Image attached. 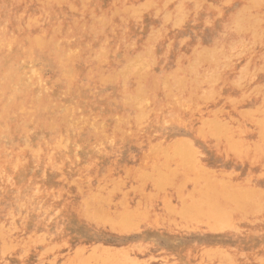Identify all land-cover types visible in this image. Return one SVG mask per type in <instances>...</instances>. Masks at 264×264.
Returning <instances> with one entry per match:
<instances>
[{
    "label": "rangeland",
    "instance_id": "obj_1",
    "mask_svg": "<svg viewBox=\"0 0 264 264\" xmlns=\"http://www.w3.org/2000/svg\"><path fill=\"white\" fill-rule=\"evenodd\" d=\"M0 264H264V0H0Z\"/></svg>",
    "mask_w": 264,
    "mask_h": 264
},
{
    "label": "bare ground",
    "instance_id": "obj_2",
    "mask_svg": "<svg viewBox=\"0 0 264 264\" xmlns=\"http://www.w3.org/2000/svg\"><path fill=\"white\" fill-rule=\"evenodd\" d=\"M254 3H255V2H254ZM244 13H245V11H244ZM242 16H243V15L240 14L239 17L236 18V21H235L236 25L239 26V24L241 23V19H244V17H242ZM246 19H247V16H246V18H245L244 20H246ZM204 174H205V176H206V173H205V172L203 173V175H204ZM206 177L208 178V175H207ZM195 178H196V177H195ZM207 178H205V179L207 180ZM196 179L199 180L198 177H197ZM198 180H197V181H198ZM206 180H205V181H206ZM208 180H209V179H208ZM198 182H199V181H198ZM227 191H229V190H225L223 193H225V192H227ZM228 193L232 194L233 192L231 193V191H229ZM228 193H226L227 195H226V194H223L224 197H225V196H229L228 198H230V196H233V195H234V193H233L232 195H230V194L228 195ZM235 193H236V192H235ZM213 194L215 195V193H213ZM213 194H212V196H214ZM217 194H218V192H217ZM247 194H248V193H245L244 195H247ZM237 195H240V194L237 193ZM241 195L244 196L243 194H241ZM241 195H240V196H241ZM254 195H255V194H254ZM212 196L209 195L208 197H210V199H211ZM214 197H215V196H214ZM214 197L212 198V202H213V200L216 201V199H214ZM224 197H222V198H224ZM246 197H248V196H246ZM249 197L253 198V195H252V196H249ZM233 198L236 199V196H233ZM238 198H239V200H240L241 197H238ZM238 198H237V199H238ZM210 199H209V202H210ZM225 200H226V198H225ZM239 200H235V201H237V203H238ZM243 200H244V198L242 199V201H243ZM246 200H247V198L244 200V202H245ZM253 200H254V199H253ZM215 201H214V203L216 204ZM226 201H227V200H226ZM240 201H241V200H240ZM254 201H255V200H254ZM254 201H253V204H255ZM207 202H208V200L206 201V203H205L206 205H205V206H206L207 208H210V209H208L206 212H209L208 214H210V212L212 213V214H210V217H209V215L206 214V215L208 216V219H209V218H210V219H213L214 217L216 218V221H213L212 225H210V228H211L212 226H213V228H214V227L219 228L220 226L223 227L224 225H223L222 223L220 224V219H221L220 216H222V214L224 215V213L226 214V213H227L226 210H223V211L218 210V208L216 207L215 204H214V205H215V208H212V202L210 203L211 205L209 204V205H210V207H209ZM244 202H241V204H244ZM247 202H250L249 204H252L251 201H248V200H247L246 203H247ZM237 203H235L234 206H235V208H236V206L238 205V207H237L236 209H239L241 205L239 206V203H240V202H239L238 204H237ZM256 203H257V202H256ZM194 204H196V203H194ZM247 204H248V203H247ZM249 204H248V205H249ZM253 204H252V205H253ZM252 205H251V206H252ZM193 206H194L195 208H196V206H197V208H198V212H199V213L203 211V210H201L202 208H201V209L199 208L198 204L193 205ZM203 206H204V205H203ZM205 206H204V207H205ZM243 206H245V205H243ZM197 208H196V209H197ZM211 209H213V210H211ZM215 209H216V210H215ZM217 210H218V211H217ZM204 211H205V210H204ZM215 212H217L218 215H214ZM211 215H213V216L211 217ZM219 215H220V216H219ZM203 216L205 217V215H203ZM225 216H226V215H225ZM219 217H220V219H219ZM206 218H207V217H206ZM217 218H218L219 220H218ZM213 220H214V219H213ZM223 220H224V219H223ZM221 221H222V219H221ZM213 228H212V229H213ZM214 229H215V228H214ZM155 236H156V235H155Z\"/></svg>",
    "mask_w": 264,
    "mask_h": 264
}]
</instances>
